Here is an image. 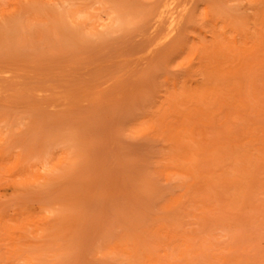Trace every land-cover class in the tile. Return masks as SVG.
Masks as SVG:
<instances>
[{
  "label": "rangeland",
  "instance_id": "obj_1",
  "mask_svg": "<svg viewBox=\"0 0 264 264\" xmlns=\"http://www.w3.org/2000/svg\"><path fill=\"white\" fill-rule=\"evenodd\" d=\"M0 264H264V0H0Z\"/></svg>",
  "mask_w": 264,
  "mask_h": 264
},
{
  "label": "bare ground",
  "instance_id": "obj_2",
  "mask_svg": "<svg viewBox=\"0 0 264 264\" xmlns=\"http://www.w3.org/2000/svg\"><path fill=\"white\" fill-rule=\"evenodd\" d=\"M109 14H110V16H109V19H110V17H111V19L112 20H110L111 21V23L112 22H114V23H120V21L121 22H123V17H122V15H120V14H115V13H113V11H109ZM174 18V17H173ZM175 19V18H174ZM172 20L171 21V26H170V29H169V32H168V34H171L174 30H175V27H174V22H175V20ZM71 150V149H70ZM73 152V151H72Z\"/></svg>",
  "mask_w": 264,
  "mask_h": 264
}]
</instances>
